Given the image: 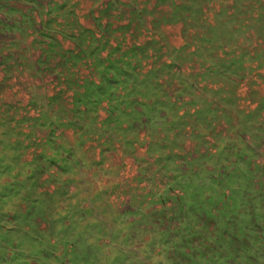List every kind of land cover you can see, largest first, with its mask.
Instances as JSON below:
<instances>
[{"label":"rangeland","instance_id":"374dc122","mask_svg":"<svg viewBox=\"0 0 264 264\" xmlns=\"http://www.w3.org/2000/svg\"><path fill=\"white\" fill-rule=\"evenodd\" d=\"M0 264H264V0H0Z\"/></svg>","mask_w":264,"mask_h":264}]
</instances>
